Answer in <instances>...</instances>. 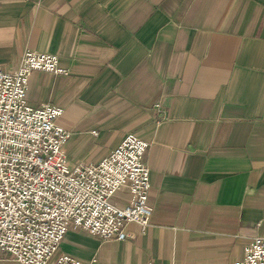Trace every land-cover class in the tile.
<instances>
[{"label": "crops", "instance_id": "crops-1", "mask_svg": "<svg viewBox=\"0 0 264 264\" xmlns=\"http://www.w3.org/2000/svg\"><path fill=\"white\" fill-rule=\"evenodd\" d=\"M29 50L70 71L34 72L27 87L33 107L64 110L68 161L98 163L130 133L150 144V225L129 223L120 240L72 227L60 253L243 260L264 236V0H0V69Z\"/></svg>", "mask_w": 264, "mask_h": 264}, {"label": "built area", "instance_id": "built-area-1", "mask_svg": "<svg viewBox=\"0 0 264 264\" xmlns=\"http://www.w3.org/2000/svg\"><path fill=\"white\" fill-rule=\"evenodd\" d=\"M34 72L70 75L57 55L31 50L16 70L0 69V250L18 264H83L59 252L72 227L120 240L127 224L150 225V144L130 133L100 162L70 167L71 132L58 123L64 110L35 108L27 98ZM124 189L131 199L120 207L113 197ZM236 264H264V236Z\"/></svg>", "mask_w": 264, "mask_h": 264}, {"label": "rangeland", "instance_id": "rangeland-1", "mask_svg": "<svg viewBox=\"0 0 264 264\" xmlns=\"http://www.w3.org/2000/svg\"><path fill=\"white\" fill-rule=\"evenodd\" d=\"M58 123H59V121H58ZM76 164H79V161H78V160H74V159H72V160H69V161H68V165H69L70 167H74ZM113 199H114L115 201H117V202L125 203L123 197L115 196ZM59 252H62L61 247H60ZM0 258L2 259V262H1L0 264H18V263H16L14 260L10 259L9 256L6 255L5 253H3L1 250H0ZM83 264H85V263H83Z\"/></svg>", "mask_w": 264, "mask_h": 264}]
</instances>
